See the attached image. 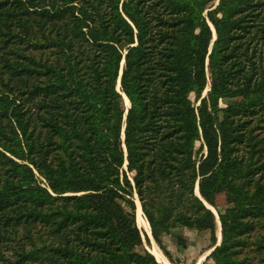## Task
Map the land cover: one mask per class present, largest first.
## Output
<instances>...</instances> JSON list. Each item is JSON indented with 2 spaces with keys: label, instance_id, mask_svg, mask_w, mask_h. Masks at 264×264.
<instances>
[{
  "label": "trees",
  "instance_id": "obj_1",
  "mask_svg": "<svg viewBox=\"0 0 264 264\" xmlns=\"http://www.w3.org/2000/svg\"><path fill=\"white\" fill-rule=\"evenodd\" d=\"M215 2L0 0V264H161L134 193L264 264V0Z\"/></svg>",
  "mask_w": 264,
  "mask_h": 264
},
{
  "label": "rangeland",
  "instance_id": "obj_2",
  "mask_svg": "<svg viewBox=\"0 0 264 264\" xmlns=\"http://www.w3.org/2000/svg\"><path fill=\"white\" fill-rule=\"evenodd\" d=\"M217 3H218V0H217V2L214 3V7L217 5ZM2 74L3 73H1V76L3 77ZM207 91H208V89L205 90V92L203 93V97L206 95ZM193 99H194L193 96H191L192 101H193ZM125 105H126V103H125ZM198 105H199V102L196 103V106H198ZM256 132H257L256 134H259L262 137L264 129L263 130L258 129ZM198 146H199V144L196 145V148H198ZM129 178H131V176H129ZM197 192H198V189H197V185H196V193ZM135 195H136V193H134V197L137 199V201L140 205V202L138 200V196L137 195L135 196ZM135 198H134V201H135ZM216 203H217V207L220 211L225 210L226 202H225L224 195H219L217 197ZM135 206H136V203H135ZM209 208L211 209L212 207H209ZM212 209L214 210L213 212L216 215V225L218 223V225L216 226L217 244H220V242H221L220 224L218 221V216H217L216 210L214 208H212ZM136 211H137V207H136ZM136 225H137V223H136ZM138 229L140 230V228H138ZM149 230H150V228H149ZM176 232L180 233L184 237L185 247H180L179 245H177L176 240H174L171 235H167V236H164L162 238V243H163V246L165 248V251L169 254L170 258L175 262V264H201L206 260V258L209 256V254L214 249V248H212L211 250H208L210 248V245H211L210 235L208 233L198 234L196 232L188 231L186 229H180ZM140 233L142 236V242H143L144 248L150 252L149 249L152 248L153 246H155L157 248L158 252L164 257V259H166L168 261V259L164 255L163 251L157 246V244L153 240L152 236L148 237V234H146V232H142L141 230H140ZM218 234H219V238H218ZM150 235H151V232H150ZM146 237L148 238L149 242L146 240ZM2 250L3 249H1V251ZM201 257H204V259L202 261H201ZM199 260L201 262H199ZM168 263L170 264L169 261H168Z\"/></svg>",
  "mask_w": 264,
  "mask_h": 264
},
{
  "label": "bare ground",
  "instance_id": "obj_3",
  "mask_svg": "<svg viewBox=\"0 0 264 264\" xmlns=\"http://www.w3.org/2000/svg\"><path fill=\"white\" fill-rule=\"evenodd\" d=\"M124 97V96H123ZM124 101L126 103L127 106H129V102L128 100L126 99V97H124ZM197 194V193H196ZM136 196V195H135ZM135 198V197H134ZM136 203V207H137V211H136V223H137V226L138 228H140V230L142 232H146V234H148V237L150 236V230H149V225L148 223L146 222V220L143 218V213H142V210H141V207L137 201V199L135 198V202ZM212 209V208H211ZM212 211H214L212 209ZM218 225V223H217ZM219 227V226H218ZM218 233V232H217ZM144 234V233H143ZM218 238H219V234H218ZM150 250V253L156 258V260L161 263V264H169L168 261L166 259H164V257L158 252L157 248L155 246H153L152 248L149 249ZM204 259V257H201V261ZM199 260V262H201Z\"/></svg>",
  "mask_w": 264,
  "mask_h": 264
},
{
  "label": "water",
  "instance_id": "obj_4",
  "mask_svg": "<svg viewBox=\"0 0 264 264\" xmlns=\"http://www.w3.org/2000/svg\"><path fill=\"white\" fill-rule=\"evenodd\" d=\"M120 85H119V82H118V87H119ZM125 97V96H124ZM129 105V104H128ZM196 195H198V192H197V194ZM198 197H199V195H198ZM150 237H151V235H150ZM220 239H221V237H220ZM217 245H219V244H216V246Z\"/></svg>",
  "mask_w": 264,
  "mask_h": 264
}]
</instances>
